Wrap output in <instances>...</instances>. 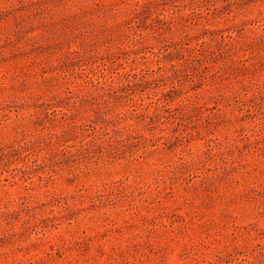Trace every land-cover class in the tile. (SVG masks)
Here are the masks:
<instances>
[{"label":"rangeland","instance_id":"374dc122","mask_svg":"<svg viewBox=\"0 0 264 264\" xmlns=\"http://www.w3.org/2000/svg\"><path fill=\"white\" fill-rule=\"evenodd\" d=\"M0 264H264V0H0Z\"/></svg>","mask_w":264,"mask_h":264}]
</instances>
